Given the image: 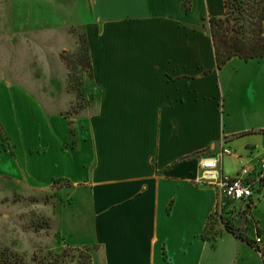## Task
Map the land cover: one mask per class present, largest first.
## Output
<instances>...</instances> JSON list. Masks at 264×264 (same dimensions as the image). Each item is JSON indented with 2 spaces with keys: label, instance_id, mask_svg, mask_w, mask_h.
Wrapping results in <instances>:
<instances>
[{
  "label": "crops",
  "instance_id": "crops-1",
  "mask_svg": "<svg viewBox=\"0 0 264 264\" xmlns=\"http://www.w3.org/2000/svg\"><path fill=\"white\" fill-rule=\"evenodd\" d=\"M85 1L89 18L77 28L88 48L91 76L81 91L92 114L79 146L60 145L62 156L82 154L65 177L49 178L71 184L55 220L80 230L77 247H89L94 264H216L223 243L237 248L228 264H263L225 230L203 239L216 196L194 179L198 157L222 146L232 151L222 173L259 168L264 58L217 68L208 19L224 16L223 0H190L189 10L183 0ZM46 146L37 148L39 160ZM252 217L264 227V190Z\"/></svg>",
  "mask_w": 264,
  "mask_h": 264
},
{
  "label": "rangeland",
  "instance_id": "rangeland-1",
  "mask_svg": "<svg viewBox=\"0 0 264 264\" xmlns=\"http://www.w3.org/2000/svg\"><path fill=\"white\" fill-rule=\"evenodd\" d=\"M83 15L89 18L85 0H0V264H94L91 249L77 247L80 230L62 216L55 220L71 184L65 178L49 182L65 177L81 157L79 149L62 156L60 145L79 146L92 114L81 91L88 76L77 28ZM44 146L39 160L37 148ZM225 218L224 224L244 219L235 211ZM249 222L246 231L256 236L254 217ZM224 224L213 213L208 234L225 230ZM236 251L223 243L216 264H228Z\"/></svg>",
  "mask_w": 264,
  "mask_h": 264
},
{
  "label": "trees",
  "instance_id": "trees-1",
  "mask_svg": "<svg viewBox=\"0 0 264 264\" xmlns=\"http://www.w3.org/2000/svg\"><path fill=\"white\" fill-rule=\"evenodd\" d=\"M223 1L225 6L224 16L210 17L208 19L217 68L221 69L227 62L235 57L245 61L264 58V0ZM183 5L186 10H189L191 5L190 0H183ZM80 42L86 59L88 76H91L87 44L83 37ZM228 205H230V202H226V207ZM224 213L227 215L228 212L224 210ZM225 215H221L219 218L222 224H224V220H227ZM209 222L207 223L202 237L204 240L214 241L220 233L214 232L213 234H208L209 229H211V227H209ZM247 223V218H239L235 224H224V229L236 239L255 249V251L260 254L264 264V251L257 245L255 239L246 234L245 226ZM255 229L257 237L264 236V227L260 228L256 225Z\"/></svg>",
  "mask_w": 264,
  "mask_h": 264
},
{
  "label": "built area",
  "instance_id": "built-area-1",
  "mask_svg": "<svg viewBox=\"0 0 264 264\" xmlns=\"http://www.w3.org/2000/svg\"><path fill=\"white\" fill-rule=\"evenodd\" d=\"M230 155L231 149L222 146L212 155L198 157L194 183L214 189L216 196L214 213L218 219L225 215L224 210L228 213L235 211L239 217L249 218L264 190V154L257 161L259 168L246 163L234 175L224 174L220 168L223 157ZM226 202H230L227 207ZM254 239L257 243L261 242L260 237L255 236Z\"/></svg>",
  "mask_w": 264,
  "mask_h": 264
}]
</instances>
